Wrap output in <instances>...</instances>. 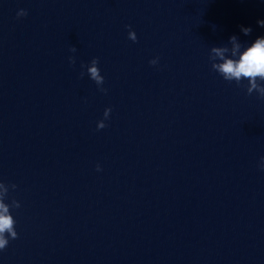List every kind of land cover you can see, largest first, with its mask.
<instances>
[{
	"label": "clouds",
	"instance_id": "1",
	"mask_svg": "<svg viewBox=\"0 0 264 264\" xmlns=\"http://www.w3.org/2000/svg\"><path fill=\"white\" fill-rule=\"evenodd\" d=\"M27 15L26 10L21 9L17 13V17ZM257 24L264 28V20H258ZM129 27L128 38L135 42L137 40L136 33ZM241 32L248 36L252 32L251 27L241 26ZM230 45V46H229ZM75 52L77 49L73 46L70 49ZM209 61L211 68L218 73L225 81L231 83L235 82L237 86L246 88L247 95L256 93L259 98L264 99V36L257 37L253 42L248 45L243 44L236 35H232L227 44L222 46H213L210 49ZM71 64L75 63L73 57H69ZM157 59L149 61L150 64L155 65ZM98 58H93L89 65H81L87 68V74L91 80L100 88V91L107 92L103 88L104 77L100 73L98 67ZM84 73H81L83 76ZM247 80V85H243L242 81ZM111 108H105L104 119L97 122V130L106 127L105 120H107L111 113ZM259 167L264 170V157H261ZM100 166L97 165V171H100ZM0 182V186H3ZM11 188L15 189L16 185L12 184ZM7 192V189L5 190ZM19 208L20 203L16 200L12 204L4 203V198L0 197V251L4 250L9 244V239H17L18 233L15 230L16 221L10 213V208Z\"/></svg>",
	"mask_w": 264,
	"mask_h": 264
}]
</instances>
